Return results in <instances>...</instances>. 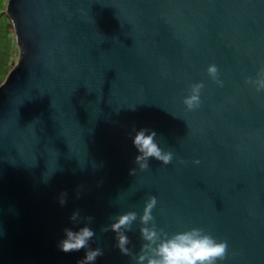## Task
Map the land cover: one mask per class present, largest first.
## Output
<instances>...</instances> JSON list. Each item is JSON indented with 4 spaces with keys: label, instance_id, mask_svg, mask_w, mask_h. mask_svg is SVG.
Listing matches in <instances>:
<instances>
[{
    "label": "water",
    "instance_id": "95a60500",
    "mask_svg": "<svg viewBox=\"0 0 264 264\" xmlns=\"http://www.w3.org/2000/svg\"><path fill=\"white\" fill-rule=\"evenodd\" d=\"M5 13L19 55L0 84V264H78L84 250L55 246L73 211L92 218L95 264H134L138 226L128 255L105 229L149 194L158 227L225 240L219 264H264V91L246 83L264 67V0H6ZM140 127L170 163L136 166Z\"/></svg>",
    "mask_w": 264,
    "mask_h": 264
},
{
    "label": "clouds",
    "instance_id": "9594fccd",
    "mask_svg": "<svg viewBox=\"0 0 264 264\" xmlns=\"http://www.w3.org/2000/svg\"><path fill=\"white\" fill-rule=\"evenodd\" d=\"M205 72L209 79L222 84L218 79V67L214 63L206 66ZM256 91H264V67H261L253 78H246ZM203 81L191 82L182 96L181 102L188 110L199 107ZM131 145L135 155L136 166L143 170L148 168L150 160L168 164L173 159V152L162 148L154 129L147 127L135 128L130 135ZM199 161H193L198 163ZM130 173L135 169H130ZM65 203L63 197L58 201ZM157 199L149 194L143 201L139 213L136 210H126L117 213L105 230L116 233V247L128 255L129 237L127 232L133 224L138 226L142 241L139 251L134 255V264H219L225 257L228 244L223 239H217L201 227H190L168 233L155 223L153 209ZM91 217H84L82 222L79 211H73L69 216L70 225L61 230V236L56 241V248L64 253L84 250V255L78 264H95L97 258L103 254L99 247H91L90 241L96 235L90 226ZM2 235V232H0Z\"/></svg>",
    "mask_w": 264,
    "mask_h": 264
},
{
    "label": "rangeland",
    "instance_id": "374dc122",
    "mask_svg": "<svg viewBox=\"0 0 264 264\" xmlns=\"http://www.w3.org/2000/svg\"><path fill=\"white\" fill-rule=\"evenodd\" d=\"M5 9L6 0H0V81L3 80L4 76L2 72H4L9 67V65H11V60L15 59L14 61L16 62V64L18 60V56L14 58L16 53H14L13 47L16 46V43L13 30H11L12 25H10L11 22L9 16H7L5 13ZM10 30L12 33L10 32ZM10 42H13V44H11ZM3 67L4 71H2Z\"/></svg>",
    "mask_w": 264,
    "mask_h": 264
},
{
    "label": "crops",
    "instance_id": "0c3cea01",
    "mask_svg": "<svg viewBox=\"0 0 264 264\" xmlns=\"http://www.w3.org/2000/svg\"><path fill=\"white\" fill-rule=\"evenodd\" d=\"M11 25V24H10ZM11 30H13V34H14V29L11 27ZM11 30H10V32H11ZM12 33V32H11ZM12 35V34H11ZM11 44H13V42H10ZM15 43H16V41H15ZM13 50H14V53H16V55L14 56V58H16V56H18V53H19V50H18V47H17V44H16V46L15 47H13ZM15 60V59H14ZM13 59L11 60V65H9V67L4 71V67L2 68V71H4V72H2L3 73V80L6 78V76L8 75V72H9V70L10 69H12V68H14V66L16 65V62L14 61ZM3 80L2 81H0V83L1 82H3Z\"/></svg>",
    "mask_w": 264,
    "mask_h": 264
},
{
    "label": "trees",
    "instance_id": "16d2710c",
    "mask_svg": "<svg viewBox=\"0 0 264 264\" xmlns=\"http://www.w3.org/2000/svg\"><path fill=\"white\" fill-rule=\"evenodd\" d=\"M12 69H13V68H12ZM12 69L9 70L8 75H9V73L12 71ZM8 75L6 76V78L8 77ZM6 78H5V79H6ZM5 79H4V80H5ZM4 80H3V81H4ZM1 83H3V82H1Z\"/></svg>",
    "mask_w": 264,
    "mask_h": 264
}]
</instances>
